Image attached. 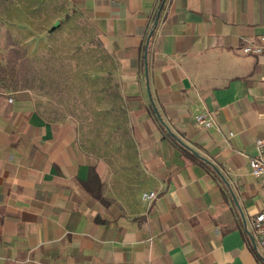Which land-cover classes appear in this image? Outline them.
<instances>
[{"label":"crops","instance_id":"0c3cea01","mask_svg":"<svg viewBox=\"0 0 264 264\" xmlns=\"http://www.w3.org/2000/svg\"><path fill=\"white\" fill-rule=\"evenodd\" d=\"M64 1L111 55L126 137L93 154L75 126L0 88V264H264L248 162L264 54L242 51L261 43L264 0Z\"/></svg>","mask_w":264,"mask_h":264},{"label":"rangeland","instance_id":"374dc122","mask_svg":"<svg viewBox=\"0 0 264 264\" xmlns=\"http://www.w3.org/2000/svg\"><path fill=\"white\" fill-rule=\"evenodd\" d=\"M114 69L102 38L64 0H0V88L27 92L44 118L75 126L102 157L126 137Z\"/></svg>","mask_w":264,"mask_h":264},{"label":"built area","instance_id":"2783aa9c","mask_svg":"<svg viewBox=\"0 0 264 264\" xmlns=\"http://www.w3.org/2000/svg\"><path fill=\"white\" fill-rule=\"evenodd\" d=\"M260 44L244 45L242 51L247 54L261 55L264 54V35L260 36ZM11 100V98H9ZM198 125L210 127L214 124L212 116L207 111L199 112L194 117ZM254 145L257 153L249 157V166L251 174L259 180L260 186L264 192V132L262 136H258ZM155 196V191L143 192L142 199H151ZM252 225L256 234L258 245L264 250V208L258 211L252 220Z\"/></svg>","mask_w":264,"mask_h":264},{"label":"water","instance_id":"95a60500","mask_svg":"<svg viewBox=\"0 0 264 264\" xmlns=\"http://www.w3.org/2000/svg\"><path fill=\"white\" fill-rule=\"evenodd\" d=\"M157 22V17L156 19L154 20V25L156 24ZM149 36L150 34L147 36L146 38V42H145V47H144V52H143V56H144V64H146V54H147V43H148V40H149ZM153 110L155 111L156 115L158 116V113L156 112V109L155 107L153 106ZM161 124L165 127L166 131L168 132L169 135H171L172 137H174L177 141H179L180 143L183 144V142L174 134L170 131V129L166 126V124L164 123V121L158 116Z\"/></svg>","mask_w":264,"mask_h":264},{"label":"trees","instance_id":"16d2710c","mask_svg":"<svg viewBox=\"0 0 264 264\" xmlns=\"http://www.w3.org/2000/svg\"><path fill=\"white\" fill-rule=\"evenodd\" d=\"M158 118V117H157ZM170 137V139H172L173 141H176L179 143L180 147L182 148L183 151H186V152H189L190 150L185 146L183 145L182 143H180L179 141H177L174 137H172L171 135H168Z\"/></svg>","mask_w":264,"mask_h":264}]
</instances>
